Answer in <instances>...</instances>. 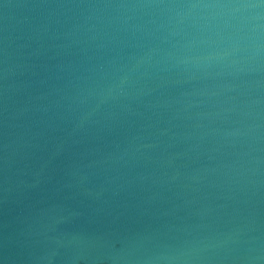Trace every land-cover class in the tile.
Instances as JSON below:
<instances>
[{
  "label": "water",
  "instance_id": "1",
  "mask_svg": "<svg viewBox=\"0 0 264 264\" xmlns=\"http://www.w3.org/2000/svg\"><path fill=\"white\" fill-rule=\"evenodd\" d=\"M0 264H264V0H0Z\"/></svg>",
  "mask_w": 264,
  "mask_h": 264
}]
</instances>
